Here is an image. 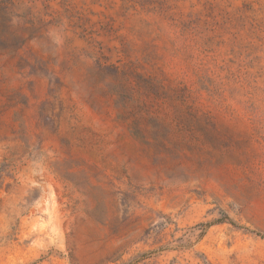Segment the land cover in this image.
I'll list each match as a JSON object with an SVG mask.
<instances>
[{"label":"rangeland","instance_id":"obj_1","mask_svg":"<svg viewBox=\"0 0 264 264\" xmlns=\"http://www.w3.org/2000/svg\"><path fill=\"white\" fill-rule=\"evenodd\" d=\"M0 264H264V0H0Z\"/></svg>","mask_w":264,"mask_h":264}]
</instances>
